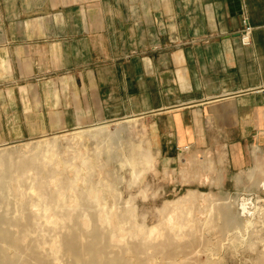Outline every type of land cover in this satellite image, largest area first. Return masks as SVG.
Returning <instances> with one entry per match:
<instances>
[{
	"label": "crops",
	"instance_id": "0c3cea01",
	"mask_svg": "<svg viewBox=\"0 0 264 264\" xmlns=\"http://www.w3.org/2000/svg\"><path fill=\"white\" fill-rule=\"evenodd\" d=\"M127 119L161 158L187 147L185 182L208 181L219 152L248 170L264 153V0H0V145ZM257 175L262 190L264 161Z\"/></svg>",
	"mask_w": 264,
	"mask_h": 264
},
{
	"label": "rangeland",
	"instance_id": "374dc122",
	"mask_svg": "<svg viewBox=\"0 0 264 264\" xmlns=\"http://www.w3.org/2000/svg\"><path fill=\"white\" fill-rule=\"evenodd\" d=\"M107 123L109 124L90 126L82 131L75 130L61 134L46 135L39 138H24L0 145V152L15 149L18 153H21V155H27L26 157L32 155L41 157L47 150L46 147H52L48 149L51 151L50 153L55 152L57 154L52 157H41L39 171L34 170L25 173L21 178L22 181L20 179V183L14 180H7L2 184L4 191L0 189V194L3 197L2 198L0 195V207L3 206L0 208V212L2 211L1 213L8 214V217L15 218H18L20 215L24 216L25 214L24 217H29L31 222L35 221L32 223V227L28 233L29 241L25 242V246L23 245V249L20 252L13 253L16 257L21 256V259L24 258V260H26L24 253L26 252L25 249L29 248L27 246L29 245L28 242L31 240L34 250L37 251V253L40 252L39 254L41 256L53 264H71V261L68 258L66 259V257L60 253V250H58L61 247L62 238L66 235L65 229L72 224V221L67 219V215L71 213L73 217H76L77 223H80L82 221L81 217L87 213L86 215L90 216L91 225L88 226V228H84L86 232L90 230V227L94 224L95 219H97V214H101L103 208L106 207L105 209H118V214L121 215L120 218H123L121 219L123 221H121V227L124 231L123 249L135 246L139 251H142L134 255V259H132L133 262L140 261L143 264H163V260L169 257V252L174 251L176 254L185 255L186 257L189 256L192 262L198 264H264V214L259 213L257 208L254 217L241 218L239 216L238 204L233 205L238 199L248 197L253 200L255 206H264V189L259 190L257 186L258 181H261L262 177L257 175L254 179L248 178L251 170L257 165L259 166L260 163H263L264 153L259 155L258 160L254 159L252 166L241 174L226 173V161H222V153L219 152L217 156H212L211 159H209L213 162V171L201 173L207 177L206 179L208 181H204V178H200L189 179L185 182L182 177V171L186 169L184 164L186 161L189 163L188 157L192 155L191 153L180 155L179 152L181 150H179L177 152L178 154L173 159L161 158L152 149L150 142L147 140L144 124L130 119ZM102 129H107V133H117L121 141L118 142V140H115L110 149H108V151L115 153V157L111 159L112 161L109 159V163L107 162L108 156L106 154L107 150L105 151L106 148L102 150L100 148L101 140H94L96 138L91 141L86 139L76 140L77 134H96L97 131ZM56 142L58 143V148L54 149L53 146ZM97 143L99 149L96 148ZM38 145L41 147H37ZM146 151L149 152L152 157L149 167L151 171L148 172L143 171L145 165L142 164ZM205 151L207 150L197 152L200 161L205 160L203 157L206 153ZM75 153L81 154L87 161H90L91 158L94 159V157H98V161L95 162L94 165L87 167V170L83 169L78 160H73V157H76ZM60 159H62L63 162H61ZM124 161L125 163L123 165ZM67 163L75 164V170L66 169ZM130 169H133L136 173L133 174ZM0 172H2V169H0ZM87 173L92 176L89 177ZM38 174L40 175L38 176ZM85 174L89 177L92 185H98L100 187V193L98 195L99 205H89L87 210L84 209L85 211L82 212L77 209V212L72 211L70 206L58 205L57 200L59 199L57 193H64L66 191L63 184L71 182L72 180L75 182L76 178L80 179V177ZM58 178L61 179V181L65 180L63 184H60L61 181L57 182ZM220 178L222 179L220 180ZM40 182H43V192L41 191V198L38 199L31 190L33 189L32 187H37L36 184ZM74 189L76 192H80L85 188L81 181L78 180ZM7 190H9V192H7ZM47 190L48 193L46 192ZM7 194H9V198ZM45 195L48 196L46 197L48 199H44ZM8 199L9 201H7ZM70 200L71 199H67V202L70 203ZM20 202H22V206ZM28 202L32 203L29 205ZM167 202L172 203L170 204L172 205L170 208H168ZM185 204L188 206L187 208H191L192 211V213H188V215L198 219L197 224L199 227L197 226V230L204 234V237H208L207 234L209 233L215 234V236L209 234L210 239H208V242L217 244L215 248L216 251L207 253L200 249L201 246L194 245L193 247L192 244L198 241L194 235V230L184 228L183 235L185 236H182V241H180V234L176 235L174 233L176 231H172L171 233L165 226L155 228V226L160 224L163 220V224L167 225L173 224V222H180L181 220V223L186 225L188 221L187 212L185 209L180 210L179 208V205ZM51 205L55 208L51 207V209ZM205 206H208V210L210 207L211 212L215 213V216H212L213 219L210 221V224L213 227L219 224L218 226H220V228L218 230H209V227L206 228L204 225L203 217L206 214L203 211ZM177 207L179 210H177ZM43 208H48V211L45 212ZM60 208H62V210ZM127 208H131L130 211H128L129 209ZM53 209H55V212ZM176 210L178 212H176ZM51 211L59 218H55ZM15 212L18 214H15ZM127 213L129 215H127ZM114 215H116V213ZM226 215L231 217L234 216V218L237 219L235 223V225L239 227L237 230L231 227L223 229V221H220V217H226ZM34 216L35 218H33ZM181 216L183 218H181ZM217 216H219V219ZM83 225L87 224L83 222ZM101 227L100 229L103 233H110L113 236L119 235L118 231H116V233L115 229L111 227L110 230L106 225ZM242 227H244L243 230H241ZM12 230V232L16 231L15 228ZM133 231H135L136 234ZM227 232L235 234L230 237L231 242L229 241V243L227 242L229 238L226 239L221 235ZM198 236L202 237L200 234H198ZM234 238L237 240L233 243ZM204 241L206 240L204 239ZM54 244L55 246H53ZM111 244L117 246L119 242L117 239H113ZM35 246L37 248L39 247L40 250H38L39 248L36 249ZM114 250H116V247H114ZM125 256L128 257L129 255ZM67 260L70 262L68 263ZM168 262L175 263L176 259L170 258ZM30 264L35 263L30 262Z\"/></svg>",
	"mask_w": 264,
	"mask_h": 264
},
{
	"label": "bare ground",
	"instance_id": "6f19581e",
	"mask_svg": "<svg viewBox=\"0 0 264 264\" xmlns=\"http://www.w3.org/2000/svg\"><path fill=\"white\" fill-rule=\"evenodd\" d=\"M94 138H96V139H94ZM77 139H80V140L86 139L89 141H91L93 139L96 141L101 140L100 141L101 150L104 148H106L105 151L107 150L106 151V154L108 156V160L106 158L107 162L109 161V159L111 160L115 157V153L108 151V149H110L112 143L115 140H118V142H121L117 133H115V132L107 133V129L99 130V131H97L96 134L80 133V134H77L76 140ZM57 146H58V143L56 142L53 146L54 149H57L58 148ZM37 147H41V146L38 145ZM46 148H47V150L44 152L43 156L52 157L53 155H57L55 152L50 153L51 151L48 150L49 148H52V147H46ZM96 148L99 149L98 143H97ZM181 152H185V150L180 151V153ZM75 154H76V157H73V160H75V161L78 160L80 162L81 166L83 167V169H86V170H87V167L94 165L95 162L98 161V157H94V159L90 157L91 160L87 161V159L82 157L81 154H79V153H75ZM103 155H104V153H103ZM26 156L27 155H21V153H18L15 149L5 150V151L0 152V169H2V172H0V189H2V191H4V187L2 186V184H4L7 180H14L17 183H20V179L22 178L23 175H25V173L30 172V171H34V170L39 171L41 157H43V156H41V157H38L37 155H32L29 157H26ZM62 159H60L61 162H63ZM151 160H152V157L145 152V155H144L143 161H142V164L145 165V167L143 168V171H146V172L151 171L149 168L150 164H151ZM124 163H125V161L123 162V165H124ZM74 165L75 164L67 163L66 169L68 168L70 170H75ZM130 170L133 172V174L136 173L133 169H130ZM32 175H34V174H32ZM39 175L40 174H38V176ZM88 175H89V177L92 176L90 174H88ZM36 176H37V174H36ZM61 176H63V175H61ZM89 177L85 174V175L81 176L80 179L76 178L75 182L72 180L71 182H66L65 184H63V181H65V180L61 181V179L58 178L57 182L61 181L60 184H63L65 186V190H66L64 193H59V192L57 193V197L59 199V200H57L58 205L70 206L71 207L70 209H72V211H76V212H77V210L80 212L85 211L84 209L87 210V207L89 205L91 206L92 204L99 205L98 195L100 193V187L98 185H92L90 183ZM31 178H32V176H31ZM78 180L81 181L82 185L85 188L83 191H80V192H76V190L74 189V186L78 182ZM21 181H22V179H21ZM42 183L40 182L39 184H36L37 187L31 186L33 188L31 190V192L35 196H37L38 199L41 198V191H42V185H43ZM44 188H45V186H44ZM77 189H79V188H77ZM7 192H9V190H7ZM10 192H11V190H10ZM46 192L48 193V190ZM5 193H6V191H5ZM50 194H51V191H50ZM189 194L191 195L190 192H189ZM7 196L9 198V194H7ZM1 197H2V195H1ZM46 197H48V196L45 195L44 199ZM46 199H48V198H46ZM51 199H53V198H51ZM67 199H71L70 203L67 202ZM54 200H56V199H54ZM7 201H9V199ZM192 201H194V200H192ZM22 202H20L21 206H22ZM25 203H26V201H25ZM31 203H29V205ZM170 204H172V203L167 202L168 208H170L172 206ZM237 204H238V211L240 213L239 216L241 218H245V217L252 218L255 216L256 211H257V207L253 203L252 199H250V198L238 199V201H235L233 203V205H237ZM52 205L50 206V208L53 206H56L55 204L53 206ZM17 206H18V204H17ZM179 206H180L179 207L180 210L185 209L187 212L188 221H187L186 225H183L181 223V221H182L181 219H179V220H181L180 222H173V224H169V225L163 224L164 223V220H163L162 222H160V224L156 225L155 228L160 227V226H162V227L165 226L169 229V231L171 233H172V231H176L174 233L176 235L180 234V236H179V237H181L180 238L181 240L179 239L180 241H182V238H183L182 236H185V235H183V233H184L183 229L184 228L194 230V233H195L194 235L196 236V240H198V241H196V243H193V244L191 243L193 245V247H194V245L201 246L200 249L206 251L207 253L216 251L215 248H216L217 244H213L214 242L213 243L208 242V239H210L209 234H211V233L207 234L208 237L207 236L204 237V234L200 233L197 230V226H198L197 220L198 219H195L194 216L188 215V213H192L191 208H187L188 206H186V204L185 205H179ZM1 207H3V206H1ZM104 207H105V205H104ZM7 208H9V207H7ZM53 208H55V207H53ZM105 208H103L101 214H97V219H95L94 224L92 225V227H90V230H88L86 232H85L84 228L85 227L88 228V226L91 225L90 224V222H91L90 216H87L86 215L87 213L84 214L81 217L82 221L80 220L81 222L77 223L76 217H73L71 213L68 214L67 219L71 220L72 224L65 229L66 235L62 238L61 247L58 249V250H60V253L63 256H65L66 259L68 258L71 261V264H143L140 261H134L133 262V260H132V259H134V255H137L138 253L142 252V251H139V249H137V247L131 246V247H128L126 249H123L122 245H124V242H123L124 241V235H123L124 231L121 227V223L123 222L121 219H123V218H120L121 215L118 214V209H105ZM43 209H45V208H43ZM60 209L62 210V208H60ZM63 209H65V208H63ZM127 209H129V208H127ZM130 209L128 211H130ZM177 210H179L178 207H177ZM177 210H176V212H178ZM7 211H8V209H7ZM47 211H48V208L45 209V212H47ZM53 211L55 212V209H53ZM1 212H0V244H2V245H0V264H30V262H34L35 264H53L52 262H50L49 260H47L43 256H41L39 254L40 252L37 253V251L34 250V246L32 245L31 240H30V242H28L29 245L27 247H29V248L25 249L26 252L24 253V256H25L26 260H24V258L21 259V256L16 257V255H14L13 253L14 252H20L23 249L22 247L25 244V242L29 241L28 240L29 239L28 233L30 232V229L32 227L31 226L32 223L35 221L31 222L29 217H24L25 214H24V216L20 215L18 218L17 217L15 218V217H8V214H4ZM17 212H18V209H17ZM17 212H15V214H18ZM22 212H23V210H22ZM203 212L206 214L203 217L204 225L206 226V228L209 227L208 229L212 230V231L218 230L220 228V226H218L219 224L214 226V227L210 224V221L215 216L214 215L215 213L211 212L210 207L208 210V206H205ZM214 212H215V210H214ZM258 212L261 214H264V207H259ZM24 213H26V212H24ZM115 213H116V215H114ZM27 214H29V213H27ZM31 214H33V213H31ZM53 215L55 216V218L57 217L54 213H53ZM127 215H129V214L127 213ZM223 216H225V215H223ZM217 217L219 219V216H217ZM33 218H35V216ZM57 218H59V217H57ZM181 218H183V217L181 216ZM220 218H221L220 221H223L222 222L223 229L226 227H229V228L231 227L232 229L236 228V230H237L239 228L238 226L235 225V223L237 222L236 221L237 219H235L234 216L231 217V216L226 215V217H220ZM93 221H94V219H93ZM83 222H85L87 225H83ZM58 223H59V221H58ZM104 225L108 226L109 230H110V227L115 229V232L118 231L119 235L113 236L110 233L106 234V233L101 232L100 227L101 226L104 227ZM220 225H221V223H220ZM13 228H15V230H16V231L14 230L15 232H12ZM243 228L244 227H242L241 230H243ZM139 229H140V227H139ZM133 232L135 233V231H133ZM198 234H200L202 237H199ZM212 235L215 236V234H211V236ZM221 235L226 239L229 238L227 240V242L229 243L230 237L235 235V234L227 232V233H223ZM113 239H117L120 245L118 244L117 246H115V245L111 244ZM204 239L206 241H204ZM130 240H131V238H130ZM236 240L237 239L234 238L233 243L236 242ZM135 241H136V239H135ZM180 241H179V243H180ZM141 244H142V242H141ZM31 245L33 246V249H32ZM53 246H55V244ZM125 246H126V244H125ZM114 247H116V250H114ZM38 248L36 247V249H38ZM52 249H51V251H52ZM38 250H40V248ZM53 251H54V249H53ZM125 255H129V256L126 257ZM184 256L176 254L174 251H170L169 257L167 259L163 260V264H175V263L176 264H178V263L179 264H198V263L192 262L191 259H189L188 255H187L188 257H186V256L184 257ZM170 258H175L176 262L175 263H169L168 260ZM70 261H68V263ZM55 264H57V263H55Z\"/></svg>",
	"mask_w": 264,
	"mask_h": 264
},
{
	"label": "built area",
	"instance_id": "2783aa9c",
	"mask_svg": "<svg viewBox=\"0 0 264 264\" xmlns=\"http://www.w3.org/2000/svg\"><path fill=\"white\" fill-rule=\"evenodd\" d=\"M251 32H252V29L249 27L248 23L246 20H244L243 22V31L242 33L239 35V37L241 38V43L244 45V46H248L250 45V36H251ZM186 150L187 147L183 148V150ZM182 150V149H180ZM180 153V152H179Z\"/></svg>",
	"mask_w": 264,
	"mask_h": 264
}]
</instances>
